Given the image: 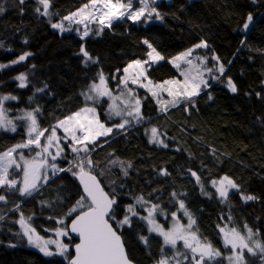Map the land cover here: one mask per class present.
I'll use <instances>...</instances> for the list:
<instances>
[{
	"label": "trees",
	"instance_id": "obj_1",
	"mask_svg": "<svg viewBox=\"0 0 264 264\" xmlns=\"http://www.w3.org/2000/svg\"><path fill=\"white\" fill-rule=\"evenodd\" d=\"M85 3L88 0H51L49 11L58 15L47 17L35 11L37 7L42 10L36 0H25L23 5L18 0H0L5 9L0 14V65H5L0 68V95L17 97L3 102L7 113L16 116L39 107L38 124L50 129L88 104L81 93L99 80L101 71L110 88L115 89L130 62L148 57L144 40L165 58L148 69L154 82L179 77L169 59L206 41L224 66L230 64L220 77L223 83L229 78L235 81L237 92L224 85L205 87L193 98L194 105L181 102L165 112L143 90V123L100 137L90 154L95 165L92 172L114 195L119 205L117 219L123 218L125 206L135 204V197L140 195L159 203L167 213L175 212L178 204L171 197L175 191L186 194L180 199L193 214L202 238L215 249L225 253L219 228L226 226L243 231L247 225L255 233L259 230L258 237L264 244V0H162L155 5L162 20L145 25L125 18L87 37L51 27V23ZM249 14L259 19L245 31L243 24ZM81 48L98 62L85 65ZM24 53L31 55L12 64ZM21 73L28 78L23 88L15 79ZM37 88L44 91L37 92ZM104 108L100 105L99 117L107 121ZM17 124L16 132L0 129V151L27 138L24 123ZM148 124L158 129L168 147L150 143ZM68 154L57 160L61 168L67 169L73 160L72 153ZM129 163L131 168H127ZM162 169L170 175H160ZM188 169L200 176V183ZM224 176L232 179L239 190L233 189L222 201L211 181ZM0 194H5L7 200L0 202V214L4 216L0 220V264H69L76 239L65 240L71 247L67 258L59 254L45 256L28 245L26 238L16 235L21 231L16 221L22 212L25 219L31 218L29 222L39 235L53 236L55 229L64 226L58 220L83 195L76 176L68 171L56 174L33 196L8 194L5 189H0ZM248 195L257 199L246 202L242 197ZM16 203L20 211H10ZM72 218L67 217L65 223L69 225ZM132 222L131 228L120 229L129 256L137 264H155L161 258L162 240L149 234L145 221L133 217ZM140 236L148 237L147 245Z\"/></svg>",
	"mask_w": 264,
	"mask_h": 264
},
{
	"label": "snow or ice",
	"instance_id": "obj_2",
	"mask_svg": "<svg viewBox=\"0 0 264 264\" xmlns=\"http://www.w3.org/2000/svg\"><path fill=\"white\" fill-rule=\"evenodd\" d=\"M18 3L23 5L25 0H18ZM36 3L42 6V10L41 7L35 9L40 15L47 17L58 15V13L49 11L51 0H36ZM156 3L157 0H88V3L83 4L76 12L64 16L59 22L51 23L50 21V23L52 28L59 29L61 32L70 30L65 29V21L84 25L83 37H87L89 35L88 25L93 22L111 28L113 21L125 18L133 22L140 21L141 18L148 21L154 14L157 20H162L163 17L157 10V7L154 6ZM134 4L139 6L134 7ZM4 11L5 9L0 6V14ZM252 22L253 17L249 14L247 21L243 24V29L245 31L248 30ZM97 31H103V27L98 28ZM143 43L151 49L147 53L148 60L142 61L136 59L129 63L124 69V76L120 81L124 89L121 95H127L124 108H120L115 103L120 97L112 96L102 71L98 73L99 83L93 82L88 87L87 92L81 93L86 102H98L100 97H110L112 104L109 106L108 115L110 118L112 116L122 117L121 122L112 127H106L105 123L101 122L96 107L89 106L87 103L79 111L66 116L62 120H58L50 129L41 128L38 124L37 117L41 111L39 107L25 112L21 117H17V119H23L27 122V138L9 147L7 150L0 151V189H5L8 194L18 192L21 197L33 196L34 193L40 191L43 185L48 183V169H51L53 176L58 172L68 171L73 176L79 178L83 186V195L80 196L74 206L68 209L65 217L58 220V223L64 226L55 229L58 237H68L71 240L70 233H75L79 237V243L72 245L75 250V256L69 260V264H133V260L129 258V254L125 249L122 236L119 234L120 229L125 226L128 228L132 227L133 217L145 221L149 226V233H156L163 238V246L160 249L161 258L156 260L155 264H185V262H188V264H212L213 261H216V264H220V261L217 260L221 256L219 250L213 248L211 242L207 240L202 242L197 236L196 231L193 230L196 221L192 213L186 208L184 200L180 199V196L186 195L185 193L178 194L173 191L171 197L173 202L178 204L177 211H182L183 215L188 218L187 225L181 223L177 217V212L167 214L160 207L159 203L146 200L143 195L135 197V204L126 205L123 218L117 219L116 209L119 208V205L114 195L110 197L109 193L105 192L100 186L96 175L92 174L95 165L90 154L95 151L97 140L101 136H107L112 133L113 127L123 130L126 126H131L134 122L140 123L144 119L141 113V100L136 97L134 90L128 87L129 80H131V83L137 84L140 83L142 77L147 79V69L145 66L150 67V61L153 63L158 62L163 60L164 56L148 40H144ZM2 46L0 44V47ZM200 48H208L207 42L201 40L200 43L195 44L193 47L179 53L171 59L170 62L177 69L181 68V64L187 66L186 70L181 73L184 76L183 81L166 80L162 83H156L154 85L155 91L149 88L153 97H158L161 93H167L172 98L171 100H163L162 98L157 100V103L161 105V111L166 112L169 106L176 107L181 102H185L186 105H194L195 101L193 98L200 94L201 87L209 86L204 74L208 73L209 76H214L218 79V76L215 74L223 75L225 72L224 65L219 63V57H213L217 61V66L214 71L212 67L207 66L206 57L194 56L195 50ZM81 52L85 57V65H88L89 62L92 64L98 62V58L93 59L83 48H81ZM29 55L31 54L24 53L20 55L17 60L12 61V64H19L25 61ZM3 67L5 65H0V68ZM129 69H133L134 71L130 74ZM15 79L20 81L19 87L23 88L27 86L26 82L28 78L26 74L21 73ZM147 84L152 85L153 82L148 80ZM140 86L147 87L144 83H140ZM46 87L47 85L45 84L44 88ZM227 87L231 92H237V87L230 78L228 79ZM44 88H37L36 91L42 92ZM259 95L257 93V96ZM16 99L17 97L12 95H0V129L2 130L17 131V125L12 119L8 118V110L4 108L3 104L4 101ZM60 130H62V135L58 134ZM45 133L48 134L45 135ZM150 143L168 147L164 143V140L161 139L156 127L151 128ZM65 147L70 149L74 154L73 160L69 162L67 169L59 168L55 163L57 157H61L64 153ZM24 149H29L34 153L31 159L25 157ZM113 163L115 162L113 161ZM121 166L123 167V165ZM131 167L132 165L129 163L127 168ZM127 168L124 169L125 176L128 175ZM10 169H13L11 173L9 171ZM21 169L22 178L17 180L15 178L16 173L20 172ZM74 169H78V171H74ZM188 172L192 177H195L197 183H200L201 178L195 171L188 169ZM159 174L163 176L170 175L166 169H162ZM10 175L12 178H10ZM211 184L216 189L222 201L227 200L230 189L239 190L238 185L228 176L222 177L219 181L212 180ZM17 185L20 186L17 187ZM242 198L246 202L257 199L252 195ZM0 202L7 203L5 194H0ZM41 203L46 204L47 201H42ZM136 205H139L141 208H146L147 215L142 216L137 211ZM10 211L19 212V203H16ZM157 213L164 216L165 219H168L169 215L171 216L173 224L169 230H165L157 222ZM67 217H73L70 226L65 223ZM3 219L4 216L0 214V220ZM30 219L29 217L28 220ZM28 220L20 212L19 220L16 222L20 224L21 231L16 233L17 236H20L22 239L26 238L28 245L38 248L45 256L59 254L67 258L70 244L64 243L62 239L46 240L37 233L36 229L31 226ZM245 228H247V225H245ZM219 230L223 233L224 247L228 248L231 246L233 255L227 257L229 264H234V262L235 264H244L243 252L245 249L252 255L256 254L253 247H250L249 243L245 241V238L234 228L228 231L224 228H219ZM254 235L258 236L259 230L254 234L248 228L247 240L251 241L255 249L260 253H264V244H261L259 240H254ZM139 239L145 245L148 244V237L140 236ZM178 241L183 242L184 253H181L176 248ZM52 244L56 246V253L49 250V245ZM11 246L15 247L16 245ZM166 246H170L171 249L175 250L171 257L165 254L164 248ZM237 248L240 249L239 254L236 252Z\"/></svg>",
	"mask_w": 264,
	"mask_h": 264
},
{
	"label": "rangeland",
	"instance_id": "obj_3",
	"mask_svg": "<svg viewBox=\"0 0 264 264\" xmlns=\"http://www.w3.org/2000/svg\"><path fill=\"white\" fill-rule=\"evenodd\" d=\"M160 1H162V0H157V3L160 2ZM168 1H170V0H168ZM138 6H139V5L134 4V7H138ZM154 6H155V5H154ZM76 11H77V10H76ZM76 11H75V12H76ZM69 15H70V14H69ZM156 20H157V19H156L155 15L153 14V16H152V18H151L150 20L145 21L143 18H141L140 22H142V23L145 24V25H148V24H151V23L157 22ZM113 22H115V21H113ZM113 22H112V23H113ZM64 24H65V29H70V30H65V31H63V32H76V33H79L81 36H83L84 25L76 24V23H74V22H69V21H65ZM100 27H104V26L98 25V24L95 23V22H93V23H89V25H88L89 35H91V34H93V33H99L97 30H98V28H100ZM249 27H250V25H249ZM54 29H55V28H54ZM55 30L60 31L59 29H55ZM60 32H61V31H60ZM89 35H88V36H89ZM149 43H150V42H149ZM199 43H200V42H199ZM150 44H152V43H150ZM152 46H153V44H152ZM153 47H154V46H153ZM192 47H193V46H192ZM154 48H155V47H154ZM156 50H157V49H156ZM149 51H151V49H149ZM157 51H158V50H157ZM193 55H194V56L199 55L200 57H206V58H207V66H208V67H212V68L214 69V71H215V68H216V66H217V61H215V60L213 59V57H214V56L217 57V55H216L214 52H212L209 48H200V49H196ZM162 56H163V55H162ZM172 58H173V57H172ZM172 58L169 59V62L171 61ZM140 60H142V61H144V60H148V57H147L146 59H140ZM163 61H165V58H164L163 60L158 61V62H154V63H153V62L150 61L149 63H150V65H153V64H157V63H160V62H163ZM130 63H131V62H130ZM170 63H171V62H170ZM219 63L222 64V62H221L220 60H219ZM171 64L174 66L173 63H171ZM145 67H146V69H147V71H146V77H147V79H144V78L142 77L141 80H140V83H144L145 85H147V87H141V86H140V83L133 84V83H131V80H129V84H128V87L134 90V93H135L136 97H138V98L141 100V110H142V98H141V95H142V93H143L142 91H143V90H146V91H148V92L152 95L151 91H149V88H151L153 91H155L156 89H155L154 85H155L156 83H162V82H163V81H159V82H154V81H152V80L150 79L149 75H148V69H149L150 67L147 66V65H146ZM174 67H175V66H174ZM125 68H126V67H125ZM125 68H124V69H125ZM175 68H176V67H175ZM186 68H187L186 65L181 64V68H180V69H177V68H176V69L179 71L180 76H179V77H175V78L166 79V80H180V81H183V80H184V76H183L181 73H182L183 71H185ZM224 68H225V66H224ZM124 69H123V74L120 75V77H119V84L116 86V89H115V90H111V89L109 88V85H108V79H107L106 76H104V77H105V80H106L107 87H108V89L111 90L112 96H113V97H120V99H118V100L115 101V103H116L120 108H124V107H125V100L127 99V95H123V96L121 95V93L124 91V89H123V85L120 83V81H121L122 77L124 76ZM133 71H134L133 69H129V73H130V74H131ZM223 74H224V73H223ZM215 75L218 76V79H219V77L221 76V75H219L218 73H216ZM204 76H205V79L208 80V84H209L211 81H213V80H214V81L218 80V79L215 78L214 76H209L208 73H205ZM117 78H118V76L116 75V76H115V79H117ZM148 80H151V81L153 82V84H152V85H148V84H147ZM166 80H164V81H166ZM95 83H99V80L96 81ZM203 88H204V86L201 87V91H202ZM201 91H200V92H201ZM154 98L156 99V101H157L159 98H162L163 100H171V99H172L171 97H169V96L167 95V93H161V94H159L158 97H154ZM87 102H88V105H89V106H95V107H96V110H97V113H98V114H99V107H100V105L105 106L104 111H105V113H106V115H107V117H108V120H107V121H103V120H101L100 117H99V118H100L101 122L105 123L106 127H112L113 125H115V124L121 122L122 117H120V116H112V117L110 118L109 115H108L109 106H110V104H112V99H111L110 97H108V96H103V97H100V98H99V101H98V102H94V101H87ZM106 102L108 103V106L106 105ZM97 104H99V105H97ZM158 105L161 106L159 103H158ZM25 112H27V111H21V112L17 113L16 116H11L9 113H7V116H8V118L12 119L13 122H14L16 125H18L17 123L23 122L24 125H25V128H26V124H27V122H26L25 120H23V119H17V117H21ZM116 118H117V119H116ZM114 119H115L117 122H116ZM16 122H17V123H16ZM140 123L142 124L143 121L140 122ZM135 124H139V123H135V122H134L131 126H133V125H135ZM131 126H126V127L129 128V127H131ZM153 127H154V126H152V125H150V124H148V126L146 127V134H147V137L149 138V140L151 139V128H153ZM116 130H118V128L113 127V131H112V133L115 132ZM158 132H159V131H158ZM112 133H110V134H112ZM159 133H160V132H159ZM47 134H48V133H45V135H47ZM58 134H59V135H62V130H60V131L58 132ZM110 134H108V135H110ZM101 137H103V136H101ZM160 137H161V139L164 140V143H165L166 140H165V138L163 137V135H162L161 133H160ZM42 142H43V141H42ZM154 144H156V143H154ZM157 145H161V144H157ZM23 152H24L25 157L28 158V159H31V158H32V155H34V153L31 152L29 149H24ZM68 153H72V152L70 151V149H68L67 147H65V151H64V153L62 154L61 157H57V160H58V159H63L65 156H69ZM72 155L74 156L73 153H72ZM57 160L55 161V163L57 164V166H58L59 168H61V166L59 165V163L57 162ZM50 163H51V161H50ZM9 171H10V173H11V172L13 171V169H10ZM77 171H78V170H77ZM58 173H59V172H58ZM47 176H48V182H49L50 178L53 176L51 169H48V170H47ZM10 178H12L11 175H10ZM15 178H16L17 180H20V179L22 178V169H21L20 172H17V173H16V177H15ZM218 181H219V180H218ZM19 186H20V185H17V187H19ZM215 190H216V189H215ZM232 190H233V189H230V190H229V193H230ZM14 193H15V192H14ZM17 193H18V192H16V194H17ZM18 194H19V193H18ZM136 209H137V211H138L142 216H146V215H147L146 208H138L137 205H136ZM164 212L167 213L166 211H164ZM175 212H177V217L180 219L181 223L184 224V225H187L188 218H187L186 216L183 215V212H182V211H179V212H178L177 210H176ZM167 214H170V213H167ZM192 215H193V214H192ZM193 218H194V216H193ZM194 219H195V218H194ZM26 220H28V219H26ZM156 220H157V222H158L159 224H161V225L164 227L165 230H169V229L172 227L173 221H172V218H171L170 215L168 216V219H165L164 216H162V215H160L159 213H157V214H156ZM28 222H29V220H28ZM29 223H30V222H29ZM30 224H31V223H30ZM146 224H147V223H146ZM31 226L33 227L32 224H31ZM147 227L149 228L148 225H147ZM224 229H225L226 231H228V230H230V229H233V227L226 226V227H224ZM234 229H235V230H236L241 236H243V237L245 238V241H246L247 243H249V246H250V247H253V250H254V252L256 253L255 255H252V254L248 253V251L245 249L244 252H243V261H244V264H264V253H260L257 249H255V247H254V245L252 244V242L247 240V229H248V228H246V229L243 230V231H241L240 229H237V228H234ZM193 230L196 231L197 236H198V237L200 238V240L203 242L204 239L202 238V236H201L200 233L198 232L197 227H196V224L193 226ZM251 230H252V229H251ZM252 232L255 234V232H254L253 230H252ZM149 234H150L151 236H158V237L162 240V245H163V238H162L161 236H159V235L156 234V233H149ZM70 236H71V235H70ZM45 239H46V240H47V239H53V240H56V239H62V241H63L64 243H67L65 240H69L68 237H62V238H61V237H58V236L56 235V232H55V231H54V235H53V236H51V237H49V238H45ZM253 239H254V240H259V241L261 242V244H263L262 241L259 239L258 236L254 235V236H253ZM33 247H34V246H33ZM35 248H36V247H35ZM176 248H177L181 253H184V252H185V249L183 248V242H182V241H178ZM213 248H214V247H213ZM37 249H38V248H37ZM49 250L52 251L53 253H56V252H57L56 246H55L54 244L49 245ZM70 251H71V247L69 248V251H68V253H67V256L69 255ZM164 251H165V254H166L167 256L171 257V256L173 255V252H174L175 250L171 249L170 246H166V247L164 248ZM219 252L221 253V256L218 257L217 260H219L220 263H223V264H229V261H228L227 257L233 255L232 250H231V246H229L228 248H225V253H222L221 251H219ZM236 252L239 254L240 249L237 248V249H236ZM185 264H188V262H185ZM212 264H216V261H213ZM234 264H235V262H234Z\"/></svg>",
	"mask_w": 264,
	"mask_h": 264
},
{
	"label": "bare ground",
	"instance_id": "obj_4",
	"mask_svg": "<svg viewBox=\"0 0 264 264\" xmlns=\"http://www.w3.org/2000/svg\"><path fill=\"white\" fill-rule=\"evenodd\" d=\"M258 19H259V17H256V18H253V22L250 24V26H252V25H255L256 24V22L258 21ZM156 21H158V20H156ZM249 29H250V27H249ZM218 57V56H217ZM229 66H230V64L229 65H227V66H225V72L224 73H226V71L229 69ZM123 74V72L120 74V75H122ZM214 81V80H213ZM234 84L236 83L235 81H233V80H231ZM212 82V81H211ZM227 82L228 81H226V82H222V78L220 77L218 80H216L215 82H213L211 85H210V83L208 84L209 86L207 87V88H212L213 86H218V85H224L226 88H228L227 87ZM109 88H110V86H109ZM205 88V87H204ZM203 88V89H204ZM111 89V88H110ZM116 89V88H115ZM115 89H111V90H115ZM203 89H202V91H203ZM229 89V88H228ZM205 90H207V89H205ZM230 90V89H229ZM201 91V92H202ZM200 92V93H201ZM62 172H59V173H57V174H61ZM95 174V173H94ZM97 175V174H96ZM98 176V175H97ZM99 177V176H98ZM76 179H77V176H76ZM100 179V178H99ZM50 180H51V178H50ZM50 180H49V182H50ZM100 181H101V179H100ZM48 182V183H49ZM78 182V181H77ZM47 183V184H48ZM101 183L103 184V182L101 181ZM46 184V185H47ZM79 184V183H78ZM43 186H45V185H43ZM103 186H104V184H103ZM104 188H105V186H104ZM106 189V188H105ZM107 190V189H106ZM108 191V190H107ZM108 193H109V191H108ZM110 194V193H109ZM73 251V250H72ZM73 256V255H72ZM72 258V257H71ZM70 258V259H71ZM131 258V257H130ZM69 259V260H70ZM132 259V258H131ZM133 260V259H132ZM134 261V260H133ZM135 262V261H134ZM136 263V262H135Z\"/></svg>",
	"mask_w": 264,
	"mask_h": 264
},
{
	"label": "water",
	"instance_id": "obj_5",
	"mask_svg": "<svg viewBox=\"0 0 264 264\" xmlns=\"http://www.w3.org/2000/svg\"><path fill=\"white\" fill-rule=\"evenodd\" d=\"M92 174H93V175H96V174H94L93 172H92ZM96 177H97V179H98L99 182H100V186L104 189L105 192H108V191L104 188V186H103V184L101 183L99 177H98L97 175H96ZM77 181H78V183H79V185H80V187H81V189H82V191H83V186L81 185L80 180H79L78 177H77ZM109 196L112 197L110 194H109ZM114 208H115V205H114ZM70 223H71V221L69 222V226H70ZM114 227H115V226H114ZM119 234H121V233H119ZM70 235H71L72 238H74V239L77 240L74 244L79 243V237H78L77 234H75V233H70ZM121 236H122V234H121ZM122 240L124 241L123 236H122ZM124 245H125V242H124ZM125 249H126V251L128 252L126 245H125ZM72 250H73V256H72V258H73V257L75 256V250H74V247H73V246H72ZM128 254H129V253H128ZM129 258H130V256H129ZM130 259H131V258H130ZM133 264H137V263H135V262L133 261Z\"/></svg>",
	"mask_w": 264,
	"mask_h": 264
}]
</instances>
